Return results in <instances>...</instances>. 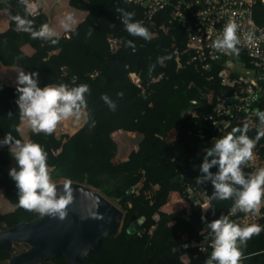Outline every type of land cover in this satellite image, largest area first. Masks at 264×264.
Returning <instances> with one entry per match:
<instances>
[{"label": "trees", "instance_id": "1", "mask_svg": "<svg viewBox=\"0 0 264 264\" xmlns=\"http://www.w3.org/2000/svg\"><path fill=\"white\" fill-rule=\"evenodd\" d=\"M25 1L0 0V10L9 9L11 14L7 26L0 30V64L38 72L41 86L87 84L89 91L81 108L85 120L74 134L30 130L25 139L17 131L23 120L16 103V83L0 79V137L11 133L38 142L47 152L50 178L87 183L124 211L119 232L103 238L92 264H205L212 247L206 252L199 250L200 244L211 239L202 218L210 221L219 217L234 201L214 199L210 180L197 182L202 175L199 165L213 137L248 124L233 116L231 123L218 131L207 118H216L214 108L222 95L234 93L235 87L220 82L224 59L213 62L210 69L199 62L188 63L194 49L185 24L173 16L172 7L144 20L142 8L128 0H69L71 7L86 15L74 28L55 35L54 43L52 39H42L41 43L16 27L14 17L27 15ZM118 9L134 11L132 19L147 27L151 39L128 33ZM27 18L33 20L34 29L50 23L48 13L42 10ZM110 36L122 41L116 52L110 50ZM129 40L132 45L126 43ZM98 42L101 49L95 46ZM26 44L34 48L33 53L23 49ZM120 92L123 95H117ZM102 94L115 102V110ZM192 100L198 102L196 113H192ZM257 125L258 118L254 125L248 124L250 138L257 135ZM119 130L137 136L128 157L116 161L120 146L114 133ZM253 148L264 160V136ZM0 160L15 163L8 145L0 146ZM241 168L245 174L252 173L251 167L242 164ZM211 171H217V166ZM10 177L0 165V185ZM188 184L207 189L210 202L206 207L196 203L194 196L188 197ZM173 192L188 205L163 211ZM4 195L12 207L5 213L7 225L31 222L41 215L20 205L18 190H6ZM244 213L237 209L235 216ZM138 220L145 231L139 234L138 228L129 233L131 224ZM27 248L25 243H14L11 251L0 250V264H9L13 253ZM37 264H66V256Z\"/></svg>", "mask_w": 264, "mask_h": 264}, {"label": "clouds", "instance_id": "2", "mask_svg": "<svg viewBox=\"0 0 264 264\" xmlns=\"http://www.w3.org/2000/svg\"><path fill=\"white\" fill-rule=\"evenodd\" d=\"M118 11L128 33L151 39L147 27L142 22L132 19L135 15L134 11L125 9ZM25 12L31 15L32 9L26 7ZM27 15L24 17L17 15L14 19L17 26L29 32L32 38L52 39L56 35L47 23L34 29L33 20L28 19ZM71 19L69 15L62 21L65 28L70 27ZM52 42L54 43L55 39H52ZM126 43L133 44L131 40ZM239 43L237 24L229 21L223 27L222 36L211 42V47L217 50H231L234 54H238ZM88 91L87 84L48 83L41 86L36 71H20L16 77L18 93L16 103L19 114L22 120H26L31 130L37 133L41 131L52 133L58 122L70 116L79 117L81 108L86 103L85 93ZM101 98L115 110L116 104L107 94H102ZM255 115L258 118L255 137L248 136V124L233 127L231 131L213 137L211 146L206 149L199 165L202 175L197 177V182L210 180L214 189L211 195L214 199L232 198L233 212L236 209L244 212L257 209L264 197V166L250 174H245L241 168L242 164L252 158L256 141L260 136H264V110L257 109ZM17 131H20L19 127ZM3 145L9 146L15 161L16 166L10 168L9 175L16 182L20 205L28 209H36L41 214L59 213L62 216L71 194L67 191L58 193L57 185L50 179L47 152L44 148L38 142L22 140L11 133H5L0 137V146ZM213 166H217V171H211ZM202 219L212 234V251L206 258L205 264H238L241 256L240 245L245 244L254 233L258 234L261 231L260 225H241L231 220L227 214L210 221L206 218Z\"/></svg>", "mask_w": 264, "mask_h": 264}, {"label": "built area", "instance_id": "3", "mask_svg": "<svg viewBox=\"0 0 264 264\" xmlns=\"http://www.w3.org/2000/svg\"><path fill=\"white\" fill-rule=\"evenodd\" d=\"M142 8L143 19H152L162 10L172 7L173 16L185 24L194 53L188 63L199 62L210 69L213 62L224 59L223 68L219 72L222 86L235 87L232 96L222 95L214 111L216 118L209 115L212 124L218 131L225 129L232 121L233 116L249 125L256 123L255 112L264 110V23H259L253 14L256 2L264 0H128ZM229 21L237 24V35L240 43L238 54L231 50H217L211 47V42L222 36L223 27ZM249 37H251L249 39ZM110 50L116 52L121 45L117 36L108 38ZM246 57V60L244 59ZM247 62L250 64L248 65ZM139 82V78H134ZM192 113H196L197 100ZM253 156L244 165L252 168V173L264 166V160L253 148ZM205 185V184H204ZM188 197L194 196L195 202L204 208L210 202L206 188H198L188 184ZM185 199V198H184ZM233 206L223 214H227L234 222L247 225L257 224L264 232V199L257 209L235 216ZM208 243L200 244L199 250L206 252L211 247L212 234L207 230ZM194 243V242H192ZM203 248V250H202Z\"/></svg>", "mask_w": 264, "mask_h": 264}, {"label": "water", "instance_id": "4", "mask_svg": "<svg viewBox=\"0 0 264 264\" xmlns=\"http://www.w3.org/2000/svg\"><path fill=\"white\" fill-rule=\"evenodd\" d=\"M66 181L72 185L57 187L58 193L71 194L62 216L41 214L31 222L21 221L0 231V248L13 247L14 243L28 245L26 250L13 253L9 264L49 262L60 255L66 256V264H86V252L102 249L103 238L119 232L124 211L118 205L87 183ZM138 222L141 220L131 224L129 233L140 229ZM144 231L141 228L139 234Z\"/></svg>", "mask_w": 264, "mask_h": 264}, {"label": "crops", "instance_id": "5", "mask_svg": "<svg viewBox=\"0 0 264 264\" xmlns=\"http://www.w3.org/2000/svg\"><path fill=\"white\" fill-rule=\"evenodd\" d=\"M25 3L28 8L32 9V13H36L38 10L48 13L50 18L49 26L54 30L56 35H61L66 33L67 30L74 28L76 24L86 15L85 11L71 7L69 5V0H26ZM253 14L259 23H264V2L258 1L254 4ZM69 15L72 17L71 21L69 22L70 27L65 28L62 21H64ZM10 16L11 14L9 9L0 10V30L7 26ZM16 27L19 28L18 26ZM38 41H41L42 43V39L39 38ZM23 49L28 54L34 52V48L29 44L24 45ZM20 71L25 70L19 67H5L0 64V79H2L7 84H15L16 77ZM21 129L22 128L20 126L21 134L25 139H27ZM119 131L123 132V130ZM125 133L132 138L137 136L135 132L127 131ZM131 148L120 151L121 154L119 152L121 159H126L128 157ZM262 199H264V197H262ZM185 205H188L187 201L177 192H173L167 204L162 207V210L169 212ZM240 249L241 256L239 258L238 264H264V232H259L258 234L254 233L245 244L240 245Z\"/></svg>", "mask_w": 264, "mask_h": 264}, {"label": "rangeland", "instance_id": "6", "mask_svg": "<svg viewBox=\"0 0 264 264\" xmlns=\"http://www.w3.org/2000/svg\"><path fill=\"white\" fill-rule=\"evenodd\" d=\"M95 46H97L98 49H101V42H98ZM85 120V114L83 112H80L79 117L76 116H70L65 120H62L60 122L57 123L56 127H55V131L58 135L62 134V133H69V134H74L76 131H78L83 124V121ZM21 130L24 133L25 136H28V132L31 130V128L28 126L26 120H23L21 123ZM114 137L117 140L119 146H120V151H124L127 149H130L131 147H133V143H132V137L127 135L125 132H115L114 133ZM190 150V148H189ZM121 154V152H120ZM117 157L116 161H119V159L121 158V156ZM0 165H2L4 168H6L7 170H10V168L16 166L15 163L11 160V161H7V160H0ZM50 168L48 167V170ZM51 181L57 185V187H66V186H71L72 183L70 184L69 182H67L64 179H53L50 178ZM11 189H17L16 186V182L12 179V177H10V179L8 180H4L2 181V184L0 185V231H3V229H8L10 227H13L15 224L9 226L7 225V221H8V217L7 215H5V213L9 210H11V206L8 205V200L6 201L5 199V195L4 192L6 190H11ZM95 191L101 192L99 189L93 188ZM102 193V192H101ZM103 194V193H102ZM116 204V203H115ZM117 205V204H116ZM48 214V213H46ZM118 223L120 225V217L117 218ZM120 227V226H119ZM33 248L32 245H29V249ZM12 249V245L8 248H0V250H5V251H9ZM95 251H89L86 252V257H87V261L85 262L86 264H92V261L94 259L93 253L96 252Z\"/></svg>", "mask_w": 264, "mask_h": 264}, {"label": "bare ground", "instance_id": "7", "mask_svg": "<svg viewBox=\"0 0 264 264\" xmlns=\"http://www.w3.org/2000/svg\"><path fill=\"white\" fill-rule=\"evenodd\" d=\"M90 190V189H89Z\"/></svg>", "mask_w": 264, "mask_h": 264}]
</instances>
